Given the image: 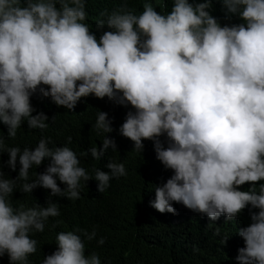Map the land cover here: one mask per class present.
<instances>
[{
  "label": "clouds",
  "instance_id": "clouds-1",
  "mask_svg": "<svg viewBox=\"0 0 264 264\" xmlns=\"http://www.w3.org/2000/svg\"><path fill=\"white\" fill-rule=\"evenodd\" d=\"M211 4L173 0L162 14L145 2L136 14L122 0L96 15L93 32L86 0H0V157L8 154L11 171L19 164L14 179L0 164V257L30 264L38 244L32 234L60 215L53 202L14 205L17 189L76 200L81 187L101 194L127 174L109 157L119 151L106 112L86 128L36 103L75 113L92 95L131 106L120 135L138 153L152 141L173 173L155 186L152 208L175 215L173 204H181L216 221L250 206L236 264H264V183L257 187L264 181V0H218L209 11ZM37 93L45 100L31 102ZM19 130L33 136L29 147L8 146ZM95 237L80 228L58 233L57 250L42 264H101L96 252L85 254V240Z\"/></svg>",
  "mask_w": 264,
  "mask_h": 264
},
{
  "label": "trees",
  "instance_id": "trees-1",
  "mask_svg": "<svg viewBox=\"0 0 264 264\" xmlns=\"http://www.w3.org/2000/svg\"><path fill=\"white\" fill-rule=\"evenodd\" d=\"M145 2L151 3L162 14L170 12L173 4V0H128V6L139 14L143 11ZM189 2L198 3L202 0ZM217 2L218 0H212L209 11ZM121 3L122 0H86V11L93 18L89 24L91 30L94 32L97 20L102 18L96 15L104 10L111 12ZM108 30H101L99 37L103 31ZM36 100L45 98L37 93L31 97V102ZM36 103L50 113L72 114L73 123H76L77 117L84 122L86 128L92 120L96 121L97 111L106 112L113 121L111 133L119 151L109 157L117 163H123L127 174L112 179L108 190L101 194L90 184L81 187L80 199L76 200L45 196L38 192L24 194L19 189L13 192L11 200L14 205L22 203L26 207L35 204L47 207L49 202L59 205L60 215L47 220L43 233L32 234L38 244L33 258L29 257L30 264H42L45 256L57 250L56 235L76 228L86 229L89 233L95 230L96 237L91 241L85 240V254L96 252L101 264H236L238 249L244 246L238 231L251 223L250 206L233 220L221 215L216 221H210L206 216L194 213L181 204H173L175 215L167 212L161 214L152 208L150 202L155 199V186L162 185L173 173L165 170L156 159L152 141H143L144 150L138 153L133 150V143L120 135L119 128L126 113L134 111L131 106H121L109 101L107 97L97 99L92 95L81 98L75 107V113L63 107L56 108L45 101ZM85 136L86 133L79 141L80 147ZM32 138L29 133L20 131L8 146L23 149L31 145ZM160 139L166 143L165 137ZM7 161L8 154L0 157L5 175L14 179L19 171V164L17 163L16 171H11L7 167ZM89 161L83 158L84 164ZM260 183L264 181L258 182L257 187ZM250 187L246 183L239 190L247 191ZM108 224L107 229H101ZM209 224L212 226L208 227ZM53 225L56 226L52 227ZM101 237L105 239L103 245L97 243ZM224 237L228 238L221 245L220 241ZM0 264H9L7 255L0 257Z\"/></svg>",
  "mask_w": 264,
  "mask_h": 264
}]
</instances>
